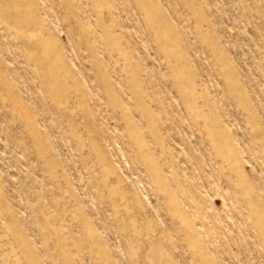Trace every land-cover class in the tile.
I'll list each match as a JSON object with an SVG mask.
<instances>
[{"label":"rangeland","instance_id":"rangeland-1","mask_svg":"<svg viewBox=\"0 0 264 264\" xmlns=\"http://www.w3.org/2000/svg\"><path fill=\"white\" fill-rule=\"evenodd\" d=\"M0 264H264V0H0Z\"/></svg>","mask_w":264,"mask_h":264}]
</instances>
